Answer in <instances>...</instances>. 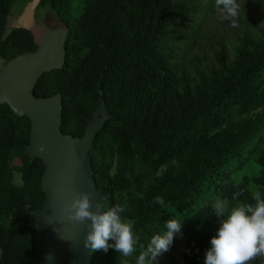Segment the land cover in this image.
<instances>
[{
  "label": "trees",
  "instance_id": "obj_1",
  "mask_svg": "<svg viewBox=\"0 0 264 264\" xmlns=\"http://www.w3.org/2000/svg\"><path fill=\"white\" fill-rule=\"evenodd\" d=\"M12 2L0 0L2 65L37 48L28 29L7 26ZM39 5L67 36L64 64L44 72L33 94L61 95V130L74 137L102 101L107 118L87 152L103 203L125 208L145 246L170 218L183 221L182 235L158 258L182 240L183 264H204L220 225L215 200L264 195V28L239 16L236 27L227 20L221 30L205 29L217 15L215 0ZM30 134V118L0 104V264H29L36 250L37 215L28 210L44 205L45 163L25 151ZM139 250L131 257L98 250L90 264H135Z\"/></svg>",
  "mask_w": 264,
  "mask_h": 264
},
{
  "label": "water",
  "instance_id": "obj_2",
  "mask_svg": "<svg viewBox=\"0 0 264 264\" xmlns=\"http://www.w3.org/2000/svg\"><path fill=\"white\" fill-rule=\"evenodd\" d=\"M41 0H28L10 27L28 29L37 44L35 51L19 54L0 70V104L7 103L18 115L31 120V134L25 151L30 158L40 157L45 168L41 178L46 194L41 209H29L37 215L36 250L29 264H90L91 254L84 248L87 228L70 221L63 205L78 192H90L93 210L97 201L107 197L96 187L91 158L87 150L107 113L101 101L81 137L61 130L62 99L59 93L35 97V83L44 72L60 68L65 61L67 28H49L35 19ZM102 114L100 115V113ZM90 222V221H89ZM51 253L53 259H46Z\"/></svg>",
  "mask_w": 264,
  "mask_h": 264
},
{
  "label": "clouds",
  "instance_id": "obj_3",
  "mask_svg": "<svg viewBox=\"0 0 264 264\" xmlns=\"http://www.w3.org/2000/svg\"><path fill=\"white\" fill-rule=\"evenodd\" d=\"M215 3L222 18L230 21L232 27L238 26L243 8L238 0H215ZM241 195L235 192L231 201L217 198L212 204V212L220 218V225L210 240L204 264H251L257 258L264 264V195L254 194V202L239 201ZM90 197V192H78L63 205L70 221L87 228L83 243L89 254L98 250L106 253L113 248L124 257H131L139 245L135 264H158V257L170 249L174 236L182 235L183 221L170 218L166 221V230L153 235L145 246L134 232V220L122 216L125 208L121 204L106 206L100 200L93 210ZM154 202L162 206L165 203L159 195ZM53 258L51 253L46 256L49 261Z\"/></svg>",
  "mask_w": 264,
  "mask_h": 264
},
{
  "label": "rangeland",
  "instance_id": "obj_4",
  "mask_svg": "<svg viewBox=\"0 0 264 264\" xmlns=\"http://www.w3.org/2000/svg\"><path fill=\"white\" fill-rule=\"evenodd\" d=\"M28 0H13L11 5V10L8 15L7 26L10 27L12 24V18H16L22 11L24 5ZM247 0H238L243 5L241 9L240 16L248 17L252 16V19L256 24H260L264 28V0H253L250 6H247ZM246 10V11H245ZM35 19L41 25L47 26L49 28L59 27L61 23L59 19L52 13L48 7L44 5H39L35 9ZM227 20L223 19L222 16L217 12V15L214 19L209 20L205 26V29L211 24H214V27L217 30L222 29V25L226 24ZM3 65L0 62V70ZM15 183H19V175L15 174L14 178ZM184 241L179 240L175 249L171 250L170 254L158 258V264H183L182 260V247Z\"/></svg>",
  "mask_w": 264,
  "mask_h": 264
}]
</instances>
